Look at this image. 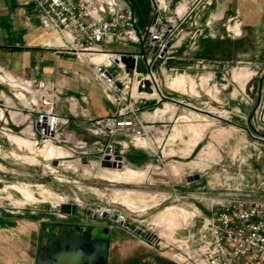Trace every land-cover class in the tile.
<instances>
[{"label": "rangeland", "instance_id": "rangeland-1", "mask_svg": "<svg viewBox=\"0 0 264 264\" xmlns=\"http://www.w3.org/2000/svg\"><path fill=\"white\" fill-rule=\"evenodd\" d=\"M126 1L135 13L140 39L145 38L143 42L149 40L146 33L156 21H159L157 29L173 28V32L166 40L168 47L163 56H155L157 59L153 60L151 68L157 89L165 99L157 102L158 95L154 93L151 97L156 99L152 106H147L149 101L146 99L142 101L145 104L137 116L147 136L137 142L142 146L139 149L128 137L127 144L125 141L117 143L119 149L128 146L121 155L123 165L120 169L103 168L99 164L102 146L110 142L106 135H95L91 129L96 121L115 116L124 106H137L140 100L132 96L131 90L123 98L120 91H114V96L107 99L109 93L105 94L104 79L99 78L96 64L54 49L48 44L54 41L50 37L43 44L50 57L55 61L61 56L74 58L78 67L75 72L63 73L64 83L44 80L58 85V100L63 101L60 107L77 108L80 101L91 109L90 97L102 95L100 103L109 106L107 99L118 111L106 117L82 119L86 136L80 140L87 146L77 153L70 152V146L65 143L35 147L27 127L34 115L28 111L21 82L40 79L16 76L0 67V91L10 94L13 102L6 110V103L0 101V236L12 240L0 246L5 252L11 245V256L16 259L13 264H37L41 248L52 252L59 241L79 236L75 227L91 225L110 230V264H163L160 259L165 264H176L144 241L151 231L149 222L162 209L146 211L152 203L153 193L171 191L172 188L182 192V205L196 204L202 212L197 221L198 228L203 222L201 219L216 216L215 209L205 206L207 198L228 190L255 192L264 197V114L259 113L264 102V80L261 83L264 76V13L260 11V1L235 0L233 16L229 18L221 15V11L218 13L217 5L211 0ZM142 41L112 50L138 53ZM244 70L250 76L237 79ZM111 72L119 79L124 75L117 66ZM175 80L180 91L169 87ZM192 81L196 83L195 91L193 86L191 90ZM185 82V91H181ZM82 84L86 85L85 89L77 91ZM58 105L59 101L57 110ZM167 105L171 107L167 113L172 120H154L152 116H158L156 112ZM144 112L153 114L148 121L142 119ZM60 115L67 120L59 131L65 139L63 136L72 119L65 113ZM163 125L168 127L164 135L158 137L161 147L158 152H161L157 153L149 132L153 128L165 130ZM176 130L181 134L173 141L170 138ZM123 137L125 140L126 136ZM12 139L21 142L22 146ZM58 149L62 155H56ZM159 165L163 172L156 169ZM127 168L146 172L144 176L128 180L114 178ZM110 171L116 174L111 176ZM120 191L128 193L118 195ZM106 199L111 202L108 204ZM56 202L72 204L73 213L61 212L62 205L57 207ZM101 206H110L116 213L128 215L131 214L128 208L139 209L140 212L135 214L139 222L132 223L129 229L130 226L112 223L111 218L96 217L98 213L93 217V211L97 212ZM177 219L175 211L162 213L157 219L162 227L157 228L156 233L169 235L168 230L177 226ZM135 225L140 226V231L133 230Z\"/></svg>", "mask_w": 264, "mask_h": 264}, {"label": "built area", "instance_id": "built-area-1", "mask_svg": "<svg viewBox=\"0 0 264 264\" xmlns=\"http://www.w3.org/2000/svg\"><path fill=\"white\" fill-rule=\"evenodd\" d=\"M16 1L21 6L36 12L41 28L54 40L48 43L54 49L75 54L84 59H87V56L107 57L105 60L103 58L102 66L96 65L97 69L102 71L99 78L104 79L105 94L107 91L109 93L106 94L107 99L114 96L112 95L114 91H120L119 95H123L121 97L123 98L128 95V90H131L132 96L140 100L137 106H124L115 116L96 121L91 129L95 135H106L110 142L102 146L99 164L102 166V162L108 158V161L116 164V167L102 166L103 168L120 169L118 165H123V158L119 160L118 157H121L128 146L119 149L113 138L123 135L131 138L132 144L139 146L137 142L147 136L140 127L137 115L143 109L145 104V102L142 103L143 100L155 101L156 99L151 97L158 88L151 68L153 60L157 59L155 56H163V52L168 47L166 40L173 32V28L166 31L159 30L157 29L159 21H156L146 33L149 40L143 42L145 38L140 39L135 13L126 0ZM140 41H142L141 51L138 53H119L112 50L114 47H126L128 43L136 44ZM124 54L136 61L134 69L128 68L121 61ZM139 60H142L146 66L145 73L137 70ZM116 66L124 72V75L120 76L121 79L114 77L111 72V69ZM23 82H21L23 85L21 88L26 93L24 98L29 106L28 111L34 115V119L27 126L28 136L34 146L65 143L70 146V152L73 153L86 149L87 144L84 141L71 142L61 138L59 132L61 124L67 123V120L57 110L58 85L44 80ZM146 82L149 83L148 89L152 90V94L146 90ZM134 89L137 95L134 94ZM158 94L160 95L156 101H163L165 99L163 93L159 91ZM260 105L261 103L258 107ZM259 113L264 114V102ZM156 169L161 172L164 170L160 165ZM169 182L171 181L167 182L168 185ZM106 190L114 192L113 189L106 188ZM106 200L108 204L111 202ZM157 200H159L158 203H156ZM150 201L152 203L146 208L147 210L145 209L146 211H153L158 207L162 209L149 222L151 225L149 235L152 236L148 235L144 241L174 263L264 264V197L257 196L255 192L228 190L213 198H207L205 206L215 209L216 216L201 219L203 222L199 228L196 227L198 218L200 220L202 217L199 206L182 205V192L176 188H172L171 191L153 193ZM173 209L178 212L179 224L172 230H168L169 235H158L156 230L162 227L157 220L158 217ZM128 210L130 215L116 213V210L110 206H101L97 212L93 211L92 215L95 217L98 213L96 217L111 218L112 223L123 227L130 226L129 229H131L132 223L139 222L135 214L140 211L130 208ZM140 229V226H133L134 231H140Z\"/></svg>", "mask_w": 264, "mask_h": 264}, {"label": "crops", "instance_id": "crops-1", "mask_svg": "<svg viewBox=\"0 0 264 264\" xmlns=\"http://www.w3.org/2000/svg\"><path fill=\"white\" fill-rule=\"evenodd\" d=\"M215 5H217V12L221 15H224L225 17L229 18L230 15L233 16V3L235 0H211ZM261 9L260 11L264 13V0H259ZM264 23V22H263ZM50 38V35L46 33L40 25L39 18L35 11L26 9L22 7L19 2L16 0H0V67L7 70L9 73L16 75V76H22L26 78H37L40 80H54L56 82H62L64 83L66 80L63 79V73L65 72H72L76 71L78 67H76V61L74 58L61 56L58 60H53L50 55L43 48V44ZM91 62L95 63L96 65H100V63L96 60H93L91 57ZM102 65V64H101ZM100 65V66H101ZM99 72V70H98ZM249 77L250 73L244 70L242 73L237 75V79H240L242 77ZM64 80V81H63ZM208 78H204L203 81L206 83ZM174 82L169 83V87L173 90L180 91L181 87H178V85ZM70 81L68 82V85L70 86ZM185 85L182 84V90L185 91ZM86 85H81L78 87L77 91L82 92L83 89H85ZM192 86L194 87L196 83L195 81L191 82V90ZM17 87V86H14ZM74 92V90H73ZM213 95V94H212ZM80 97V96H79ZM78 97V98H79ZM214 97L217 98V92L214 93ZM11 96L8 94L5 90L2 92L0 91V101L6 103V110L8 107H12L11 105ZM103 99V96L100 95L97 96H91V104L92 108H88L84 105H82L79 101V105L77 108L72 107L70 110L67 107H60V103L63 102L62 100H59V107L58 112L59 114L65 113L66 115H69L72 119V124L68 127L67 133L63 136L66 139L70 140L71 142H78L81 141L80 139L84 138L85 134V123H82L83 118H92L95 117H106L110 115H114L117 113L118 109L115 111V108L112 104L106 99L109 106H106L103 103H100V100ZM105 99V97H104ZM13 103V102H12ZM3 105V103H1ZM5 106V105H4ZM64 108H66L64 110ZM168 110H171V107L167 105L164 109H160L156 112V115L150 114L148 112L142 113V119L143 121H148L150 117L152 116L154 120L157 118L158 122H164V121H171L172 116L169 113H167ZM115 111V112H114ZM61 112V113H60ZM176 112H174L175 114ZM24 115V121H25V114ZM81 116L80 118L77 117ZM151 115V116H150ZM163 115V118L161 117ZM78 119H76V118ZM167 117V118H165ZM94 118V117H93ZM159 118V119H158ZM165 119V120H161ZM165 130H157L153 128V130L150 133V136L152 138V147H154L157 150V153L160 150L161 147H159L158 143V137H162L164 135V132H166V128L168 125H163ZM180 130H176V132L171 136L170 139L175 141L176 138L180 136ZM125 137L118 136L115 138V141L117 143L125 141L126 144L128 143L129 139L126 137L125 140H123ZM19 142V141H17ZM21 143V142H19ZM169 145H165V149L168 148ZM55 148V146H54ZM54 148L51 150V152L54 151ZM141 148L140 146H137L136 149ZM163 150V149H162ZM166 150V151H167ZM56 155H62L63 152L58 149L56 152ZM164 155V154H163ZM166 156V155H165ZM165 159V157L163 156ZM128 169V168H127ZM111 176L115 175L116 173L114 171H110ZM146 171H137L134 169H128L126 172H122L121 174H116L114 178L120 180L125 179L128 180L133 177H140L144 176ZM21 188V187H17ZM8 237V236H7ZM6 237V238H7ZM5 236H0V244L2 246H5V242L10 243L12 240H5ZM15 242H13L14 244ZM12 244V242H11ZM15 245V244H14ZM2 246H0V264H13L16 259L12 255L11 245L10 249L7 248V251H3ZM3 251V252H2ZM15 259V260H14Z\"/></svg>", "mask_w": 264, "mask_h": 264}, {"label": "water", "instance_id": "water-1", "mask_svg": "<svg viewBox=\"0 0 264 264\" xmlns=\"http://www.w3.org/2000/svg\"><path fill=\"white\" fill-rule=\"evenodd\" d=\"M121 61L128 68H135L136 61L131 56L123 55ZM137 70L142 73L146 72V66L142 60L138 61ZM263 80L264 76L261 83ZM146 86V90L150 92L148 82H146ZM152 105V101L147 102V106ZM118 159L122 160V157H118ZM102 166L116 167V164H111L107 158L102 162ZM118 167L121 168L122 165L119 164ZM195 177L196 179L200 178L199 176ZM61 212L72 214V204H63ZM78 232L80 236L56 243L55 249L52 252H47L41 248L37 257V264H108L110 230L108 228H84Z\"/></svg>", "mask_w": 264, "mask_h": 264}, {"label": "bare ground", "instance_id": "bare-ground-1", "mask_svg": "<svg viewBox=\"0 0 264 264\" xmlns=\"http://www.w3.org/2000/svg\"><path fill=\"white\" fill-rule=\"evenodd\" d=\"M91 57H92V56H87V59H88V60H91ZM103 58H104V60H105V58H107V57H104V56H103V57H100V56H96V57L94 56V57H92L93 60L96 59L100 64H103ZM101 66H102V65H101ZM98 70H99V69H98ZM98 70H97V71H98ZM100 73H102V71L100 72V70H99L98 74L100 75ZM8 77H9L10 79H12L11 76L8 75ZM4 79H6V77H3V80H4ZM155 82H156V81H155ZM153 83H154V81H153ZM13 85L16 86L15 84H13ZM154 93H157V95H160V94H161V93L158 94V93H159L158 89H157L156 92H154ZM134 94L137 95L135 89H134ZM158 97H159V96H158ZM156 98H157V97H156ZM12 141L15 142L17 145L22 146V145H20V143L16 142L15 139H12ZM30 144H32V142H31ZM48 144H51V143H48ZM48 144H46V145H48ZM46 145H45V146H46ZM45 146H44V147H45ZM32 147H33V144L31 145V148H32ZM124 193L127 194L128 192H127V191H125V192L120 191V192H118V195H122V194H124ZM120 199H121V198H120ZM59 205H61L60 202H59V203L56 202V206H59ZM174 211L176 212L177 217H178V212H177V210L173 209V210L170 211V212H174ZM177 222H179L178 219L176 220V225H177ZM167 226H168V225H167ZM171 228H172V227H171Z\"/></svg>", "mask_w": 264, "mask_h": 264}, {"label": "flooded vegetation", "instance_id": "flooded-vegetation-1", "mask_svg": "<svg viewBox=\"0 0 264 264\" xmlns=\"http://www.w3.org/2000/svg\"><path fill=\"white\" fill-rule=\"evenodd\" d=\"M96 227H99V226H96V225H91V226H77V227H75L76 228V230H75V232H76V235H79L80 236V233L78 232L77 233V231H79L80 229H88V228H96ZM73 233H74V230H73ZM72 233V234H73ZM160 261L163 263V264H165L161 259H160ZM108 264H110V261H109V259H108Z\"/></svg>", "mask_w": 264, "mask_h": 264}]
</instances>
